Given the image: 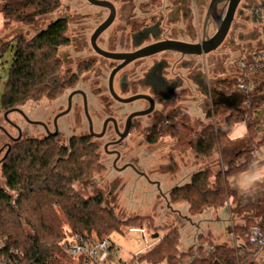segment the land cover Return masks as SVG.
Listing matches in <instances>:
<instances>
[{
    "label": "flooded vegetation",
    "instance_id": "obj_1",
    "mask_svg": "<svg viewBox=\"0 0 264 264\" xmlns=\"http://www.w3.org/2000/svg\"><path fill=\"white\" fill-rule=\"evenodd\" d=\"M154 2L155 0H152L150 6ZM188 2H191L190 8L187 6ZM211 2L212 0H207L203 4L202 0H171L161 10H152L151 13L144 9L145 15L151 20L138 23L140 26L133 32H129L128 28H133L136 24L132 22L129 26L122 11L115 34L107 36L105 41H100L113 21L95 41L100 50L121 55L120 61L105 58L92 48L90 39L99 25L89 38L93 56H81L75 63L77 60L72 59L74 67L72 62L58 56L62 62L60 77L67 93L58 97V104L53 103L46 108H42L39 101L27 102L30 105L27 114H23L19 108L21 113L2 111L0 166L12 147L23 140L31 143L53 141L63 152H67V159H70L74 152L81 151L78 148L72 150L74 144L76 147L88 145L97 158L99 173L95 171L91 177L72 185V189L75 185L92 189L89 197L84 198L73 191L75 194L84 199H92L97 196L99 190L103 200H109L112 193L105 192L103 187L106 188L108 184L107 175L114 173V179L109 185L110 190L124 188L123 175L127 174L131 178L135 176L156 186L159 196L157 199L169 200L170 192L175 189L172 186L175 172L181 170L185 173L191 166L186 158L188 150L191 149L179 146L178 141L170 136L160 137L158 143L167 138L172 142L173 149H169L167 155L161 156L164 160L160 159L159 164L148 174L141 165L144 161L143 154L141 159L140 156L131 155L129 142L133 144L134 140L139 139L137 146H152L147 144L146 138H150L151 130L155 128L177 124L196 132L204 128L210 105L214 108L219 100V81L212 70L215 64L208 61V54L191 56L175 51H163L131 62H126V58L130 54L163 42L202 44L215 34L218 18L224 16L228 4L227 0L214 3V18L210 13ZM116 14L115 8V17ZM67 21L69 26L70 22ZM179 22L185 23V27L177 28ZM146 28L151 31L145 39L133 40L136 33ZM210 29H213L211 34L208 32ZM68 34L67 29L69 44L64 47L73 45L74 48H79L78 52L81 53V49L85 48V34ZM263 41L264 0H242L222 43L226 45L227 54L251 50L254 47L256 49ZM65 66L67 67L64 69ZM134 97L138 98L128 101ZM193 120L196 129L193 128ZM6 127L15 131L16 135H11ZM88 152L84 150V153ZM85 158L88 156L84 155L83 159ZM155 175L159 178H154ZM165 184L169 188H161Z\"/></svg>",
    "mask_w": 264,
    "mask_h": 264
},
{
    "label": "trees",
    "instance_id": "obj_2",
    "mask_svg": "<svg viewBox=\"0 0 264 264\" xmlns=\"http://www.w3.org/2000/svg\"><path fill=\"white\" fill-rule=\"evenodd\" d=\"M62 0H3L0 14L4 24L22 23L37 27L40 18L53 14ZM30 39L17 36L0 47L2 54L12 48V62L4 83L0 99V110L9 111L29 101L57 99L64 92L60 77L62 62L58 50L69 44L66 35L68 21L56 18ZM237 80L220 82V88L230 93L235 91ZM264 105V84L251 95L243 96L240 109L226 110L215 106L207 116L217 125H204L199 132L188 127H172L151 130L149 145L157 143L160 137L170 136L179 146L191 149L195 154L209 157L225 141L235 123L246 122L249 138L253 126L248 121L252 111ZM70 159L56 143L28 142L15 144L0 166L4 187L0 186V261L17 250L14 259L19 264H85L82 258L68 256L64 248L77 236L90 243L109 238L113 233H123L122 224L109 211L101 209L103 196L84 199L73 192L72 185L92 176L96 171L97 158L88 145L77 146ZM89 151L88 153H84ZM88 158L83 159L84 155ZM245 159L243 165L238 164ZM250 162L248 153L239 154L227 162L215 181L214 191L208 189L209 172L202 171L191 177L190 183L173 189L168 205L172 201H185L189 212L200 214L204 209L222 207L229 195L227 178L245 170ZM15 194L13 199L9 193ZM143 220L136 218L128 222L129 229H142ZM127 225V224H125ZM258 226L264 233V217L260 222L246 221L244 226L235 227V246H215L207 250L208 237L197 236L198 247L187 253L179 252L178 229H169L155 247L139 257L147 264H255L251 259L253 247L245 238L250 228ZM110 232L109 234H107ZM241 252L243 254L241 255ZM12 257V256H11Z\"/></svg>",
    "mask_w": 264,
    "mask_h": 264
},
{
    "label": "rangeland",
    "instance_id": "obj_3",
    "mask_svg": "<svg viewBox=\"0 0 264 264\" xmlns=\"http://www.w3.org/2000/svg\"><path fill=\"white\" fill-rule=\"evenodd\" d=\"M114 4L116 8V17L113 24L110 28L103 33L100 41H103L107 36H112L115 34L116 27L119 25L121 20V12L124 11V19L129 24V26L134 22L136 25L131 28L129 27V32H133L138 29L142 22H149L151 19L147 17L144 9L149 10L150 12L161 10L165 5L169 4L171 0H155L153 3V8H151L152 0H107ZM207 0H202V3H206ZM191 2H188L187 6L190 8ZM3 5V0L0 1V9ZM151 12V13H152ZM149 13V12H147ZM108 16V11L103 8L91 6L86 0H62L61 5L57 11L49 16H45L40 18L38 21L37 27H30L24 25L22 23H12L9 25H5L2 19V15L0 14V47L4 44L9 43L17 36H22L25 39H30L36 33H38L42 28L48 25L51 21L56 18H66L69 20L70 24L68 26L69 34L71 36H75L77 33L85 34V43L84 49H81V53L78 52L79 48H74L73 45L69 47H61L58 51V56L60 58L63 57L66 61H70L73 63L72 59L77 60L78 62L80 58L83 57H91L94 55L93 51L89 47V38L91 33L95 30V28L100 25ZM184 28L185 23L179 22L177 23V28ZM213 29L208 30L211 34ZM105 41V40H104ZM225 43L221 45L216 51L208 54V61L213 62L215 65L212 67L214 71V76H217V68L218 63L225 61L224 57L229 55L227 54ZM104 47V46H103ZM260 47H262L260 45ZM257 47V48H260ZM2 48V47H1ZM105 48V47H104ZM250 51V49H249ZM77 58V59H75ZM97 59L102 60L100 57ZM222 59V60H221ZM12 62V48L7 47L5 51L1 54L0 58V99L3 93L4 83L7 79L8 70L10 68ZM74 63L72 67H74ZM67 66L64 67V69ZM62 73V72H61ZM64 92L63 94H66ZM51 99H41L39 100V104H41L42 108H46L47 105L59 103V98L50 101ZM29 103H24L18 108L21 110L23 114H27L29 110ZM55 109L57 106H54ZM2 111L0 110V121H1ZM13 117H15L13 115ZM19 121L18 117H16ZM23 126V125H22ZM193 128L196 129L197 126L195 124V120H193ZM244 127L242 125H237L235 127L236 135L242 133V129ZM9 133L13 136L16 135L15 131H11L9 127H6ZM196 132V131H194ZM136 139V135L134 136ZM139 139L134 140V143L131 142L129 145V153L133 156H141L143 154L144 161L141 163L142 166L146 169L147 173L150 174V170L153 169L154 166L159 164L161 156L167 155L169 149H173L171 147L172 142L164 138L162 140L157 141L156 144L152 146L142 145V147L137 146ZM193 154V153H192ZM186 158L188 159L189 165L194 164L195 159H193V155H191L190 150H188ZM178 172V171H176ZM181 176L183 177V171H179ZM115 174L109 173L107 175V186L103 187L105 192H111L112 197L109 200H103L101 209L105 211H109L113 218L117 222L122 224L121 228L123 233H113L109 236L108 240L117 248V255L111 258L110 262L112 264H119V260L122 262H126L131 259L134 255H142L151 251L155 245L159 242V239L163 237V235L172 228L178 229L179 240H178V250L182 253H187L193 248V246H198L199 241L197 240V232H195L193 228V224H197L200 226V232L205 234L207 231V227L204 225L202 221L203 218H210L211 215H203L194 214L189 212V205L185 201H172L170 203V207L167 206L168 200L157 199L158 190L157 187L151 185L143 180L136 178L135 176L131 178L129 175L124 174V188H115L113 190L109 189L111 180L114 179ZM127 176V177H126ZM154 178H159L158 176H153ZM137 179L139 182H137ZM152 179V176H151ZM4 180L0 176V186L4 187ZM169 186V185H168ZM161 188L166 189L169 188L165 184ZM160 188V189H161ZM73 191L80 194L84 198L89 197L92 194V189L86 188L83 185H75L73 187ZM12 198H15V194L9 193ZM224 206V205H223ZM204 209L203 212H205ZM230 215H228L229 217ZM139 218L143 220L142 229H129L127 227L130 226L128 224L129 221ZM230 218V217H229ZM186 219H190L188 222ZM202 219V220H201ZM127 224V225H125ZM230 221L224 214L221 217V221L217 222L215 226H212V231L217 230L221 233H224L226 229L229 227ZM196 226V227H197ZM230 231V230H229ZM228 231V234H223L224 237L220 236L219 240H224L226 243H231L233 246V236L232 233ZM108 232L107 234H109ZM158 235L157 238H153L154 235ZM196 236V239L194 237ZM215 236V235H214ZM218 240V241H219ZM216 243H207L206 247L208 251H212L216 246ZM185 264V263H181Z\"/></svg>",
    "mask_w": 264,
    "mask_h": 264
},
{
    "label": "crops",
    "instance_id": "obj_4",
    "mask_svg": "<svg viewBox=\"0 0 264 264\" xmlns=\"http://www.w3.org/2000/svg\"><path fill=\"white\" fill-rule=\"evenodd\" d=\"M260 44L264 45V41L260 42L258 46ZM252 49H255V47ZM248 51L249 50L229 52V55H225V61L223 60L222 62L218 63V67L220 65L221 66L220 68H217L216 73H218L216 80H218L219 83L223 81L237 80L238 71L235 61ZM248 77L250 83L255 87V89L264 84V71L249 74ZM219 93H224V95L230 99H234L238 95H240L241 98L238 100L236 109H229L226 106L220 105L218 103H215L214 106H223L229 111H237L241 108L240 104L243 99L241 93L237 91L228 93L221 88L219 89ZM212 109L213 107L210 105L209 112ZM248 121L253 126L252 137L249 138L248 136L246 122L235 123L227 135V140L220 148H218L217 151L212 153L209 157H202L190 150L191 155H193V159H195L194 164H191L187 171L182 174L183 177L179 172L181 170H178V172H175L174 174L172 186L179 188L189 184L191 177L194 174L202 171H208V189L209 191H214L216 177L225 169L227 162L232 159L234 160L239 154L248 153L250 158L248 167L245 170H241L233 175H230L226 180L227 187L229 189V195L226 198L224 206L218 208H208L205 212H201V216L211 215L210 218L205 217L203 220L201 219L204 222V225L207 227V232L202 234L200 232V226H197V224L192 225L195 232H197L196 236L202 235L204 238L208 237L211 243H216V246H235L234 242L236 241V237L233 233V229L235 227L244 226L246 221L260 222V220L264 217V184H258L254 190L248 192L242 191L241 189V185L246 182L247 175L253 170V165L256 167L264 166V105H262L258 110L252 111ZM214 124L216 126L219 125H217L216 120L208 119L205 125ZM237 125H242L244 127L241 131L242 133L238 135L235 133V127ZM219 126L221 129L224 128L223 124H220ZM244 163V158H240L238 160L239 165H243ZM224 214L230 221L229 227L224 233H221L217 230L211 232L213 229L212 226H215L217 222L221 221V217L224 216ZM228 215H230V218ZM186 220H189L188 222H190V219ZM228 231L232 233L234 238L233 246L230 245L231 243L228 244L224 240L221 241L218 239L220 236L224 237L223 234H228ZM196 236L194 239H196ZM261 264H264V255L262 256Z\"/></svg>",
    "mask_w": 264,
    "mask_h": 264
},
{
    "label": "built area",
    "instance_id": "obj_5",
    "mask_svg": "<svg viewBox=\"0 0 264 264\" xmlns=\"http://www.w3.org/2000/svg\"><path fill=\"white\" fill-rule=\"evenodd\" d=\"M235 63L237 65L238 76L234 89L241 93L242 96L251 95L255 87L250 83L248 76L255 72L264 71V46L252 49L246 54L241 55ZM245 238L253 247L250 253L251 259L255 264H261L262 256L264 255V233L260 227L254 226L250 228ZM64 251L70 257L82 258L85 264H112L110 262L111 258L118 254L117 248L108 238L90 243L77 236L73 237L72 241L65 246ZM242 254L243 252H241ZM14 256H18L17 250H11L9 256L1 259L0 264H19L14 259ZM139 257L140 255H134L126 262L119 260V264H147L143 261L140 262Z\"/></svg>",
    "mask_w": 264,
    "mask_h": 264
},
{
    "label": "water",
    "instance_id": "obj_6",
    "mask_svg": "<svg viewBox=\"0 0 264 264\" xmlns=\"http://www.w3.org/2000/svg\"><path fill=\"white\" fill-rule=\"evenodd\" d=\"M1 1V0H0ZM91 6H95V7H99V8H104L107 9L109 11V15L107 17V19L100 24L96 30L94 31V33L91 36L90 39V43L92 48L94 49V51L105 57V58H110V59H114L117 61L122 60V56L118 55V54H111V53H107L104 52L102 50H100L97 46H96V38L103 32L105 31L114 21V17H115V7L112 3H110L109 1L106 0H86ZM218 0H212V2L210 3V13L212 14V16L215 18V13L212 10L214 3H216ZM242 0H227L228 4H227V9L226 12L224 14V16L222 18H218L219 22H218V27L217 30L215 32V34L205 40L204 42H202V44L200 45H194V44H183V43H178V42H163L160 44H156L153 45L151 47H147L145 49L140 50L137 53L134 54H130L128 55V58H126V62H131L135 59H138L140 57H145V56H150L159 52H163V51H175L178 53H181L183 55H191V56H200V55H207L210 54L214 51H216L218 49V47L223 43V41L225 40L228 31L230 29L231 23L234 19L235 16V12L237 10V7L239 5V3ZM151 31L150 28H146L144 30H142L141 32L136 33L133 36V40H136L137 38L139 39H145L149 32ZM138 97H134V98H130L128 101H134L136 100ZM241 98L240 95H238L236 98L234 99H230L229 97L225 96L224 93H219V100L216 102L220 105H224L229 109H236V105L238 103V100ZM10 112H20V110L18 108H14L12 110H10ZM9 113V112H8ZM7 114V112H6ZM168 207H170L169 205H167ZM158 235H154L153 238H157Z\"/></svg>",
    "mask_w": 264,
    "mask_h": 264
},
{
    "label": "clouds",
    "instance_id": "obj_7",
    "mask_svg": "<svg viewBox=\"0 0 264 264\" xmlns=\"http://www.w3.org/2000/svg\"><path fill=\"white\" fill-rule=\"evenodd\" d=\"M258 184H264V166L253 165V170L247 175L246 182L241 185V189L245 192L252 191Z\"/></svg>",
    "mask_w": 264,
    "mask_h": 264
}]
</instances>
